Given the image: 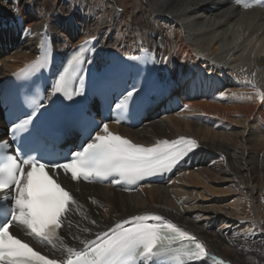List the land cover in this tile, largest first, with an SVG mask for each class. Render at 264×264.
<instances>
[{"label": "bare ground", "instance_id": "obj_1", "mask_svg": "<svg viewBox=\"0 0 264 264\" xmlns=\"http://www.w3.org/2000/svg\"><path fill=\"white\" fill-rule=\"evenodd\" d=\"M45 32L58 53L91 41L98 57L144 51L164 70L173 66L172 74L200 67L239 82H229L224 104H190L216 126L172 115L116 130L146 145L190 137L199 145L197 166L168 186L135 192L64 184L76 203L60 229L62 243L48 251L67 257L119 222L158 214L189 231L210 256L264 264V13L240 12L227 0H0V45L11 46L1 48L0 80L34 59Z\"/></svg>", "mask_w": 264, "mask_h": 264}, {"label": "snow or ice", "instance_id": "obj_2", "mask_svg": "<svg viewBox=\"0 0 264 264\" xmlns=\"http://www.w3.org/2000/svg\"><path fill=\"white\" fill-rule=\"evenodd\" d=\"M234 3L246 10L264 8V0H234ZM85 44L91 45V41ZM87 50L95 52L96 49L91 46ZM85 51L84 45L73 50L63 70L43 90L37 85V79L55 60L54 44L46 43L32 63L14 74L18 79H35L17 86L13 93L15 110L9 135L11 144H16L14 153L7 154L6 150L11 147L9 141H0V264H206L209 253L195 236L155 214L133 216L98 233L94 240L81 241L84 250H69L75 258L70 256L66 260L41 254L13 231L22 226L26 235L47 245L55 247L58 242L62 243L58 230L76 201L56 178L61 170L65 175L70 174L72 181L111 179L114 185L131 186L146 177L171 171L199 147L196 140L185 137L144 147L113 134L104 123L95 125L99 131L94 136L85 130L90 142L82 144V150L61 159L48 158L51 154L45 149L47 141L58 138L77 116L71 106L57 105L56 98L75 104L77 97L85 95V76L81 72L85 62L92 63L84 55ZM140 60L136 56L113 57L99 71L97 88L104 89L115 81L125 85L120 92L122 98L115 105L117 110L138 108L145 102V83L138 80L129 85L124 79L134 70L136 76H140L139 64L127 63ZM167 62L165 57L163 63ZM22 87L27 89L24 99L18 90ZM6 100L7 97L0 94V103ZM188 107L184 105L185 109ZM217 264H224V261Z\"/></svg>", "mask_w": 264, "mask_h": 264}, {"label": "rangeland", "instance_id": "obj_3", "mask_svg": "<svg viewBox=\"0 0 264 264\" xmlns=\"http://www.w3.org/2000/svg\"><path fill=\"white\" fill-rule=\"evenodd\" d=\"M2 11H5L6 10V8H5V6H2V9H1ZM6 55V54H5ZM255 156H257V154H255ZM260 156V155H259ZM261 157V156H260Z\"/></svg>", "mask_w": 264, "mask_h": 264}]
</instances>
